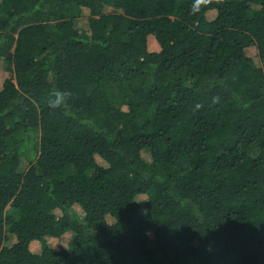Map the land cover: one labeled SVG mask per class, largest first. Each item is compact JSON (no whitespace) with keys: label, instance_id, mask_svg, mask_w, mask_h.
<instances>
[{"label":"trees","instance_id":"obj_1","mask_svg":"<svg viewBox=\"0 0 264 264\" xmlns=\"http://www.w3.org/2000/svg\"><path fill=\"white\" fill-rule=\"evenodd\" d=\"M0 264H264V0H0Z\"/></svg>","mask_w":264,"mask_h":264},{"label":"rangeland","instance_id":"obj_2","mask_svg":"<svg viewBox=\"0 0 264 264\" xmlns=\"http://www.w3.org/2000/svg\"><path fill=\"white\" fill-rule=\"evenodd\" d=\"M151 44H153V41L150 42ZM154 47L152 48H156L155 44L153 45ZM247 52H249L248 54L249 55H253V49L252 48H248L247 49ZM141 209L143 210L144 209V203H141ZM72 238V235L70 233H65L61 236L60 238V241L58 242V244L62 245V247H67L68 246V243L69 241L71 240ZM37 247V245H36Z\"/></svg>","mask_w":264,"mask_h":264}]
</instances>
